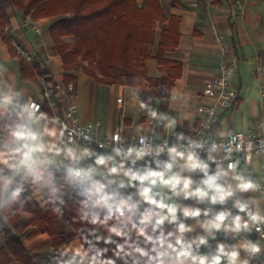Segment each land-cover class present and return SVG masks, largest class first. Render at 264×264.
<instances>
[{
    "label": "crops",
    "instance_id": "0c3cea01",
    "mask_svg": "<svg viewBox=\"0 0 264 264\" xmlns=\"http://www.w3.org/2000/svg\"><path fill=\"white\" fill-rule=\"evenodd\" d=\"M148 0H134V4L145 7ZM164 14V20H155L154 29L156 36L154 43L149 42L147 47L154 46L143 59L146 67V75L136 76L132 82L125 79L115 82H101L91 75L81 71L80 66L70 70L64 67V61L57 51L50 24L58 16H47L34 18L40 31L28 28L25 25L27 15L18 9L7 5V16L9 23L1 25L0 29V96L5 94L15 95L21 101L37 99L45 102L41 80L44 79L54 89V101L56 109L64 112V96L58 90L60 84H66V74L74 76L75 100L79 108V120L90 122L101 120L98 127L100 136H110L122 129L123 137L129 140L131 136L139 133H150L157 139L168 136H189L192 128L204 115V108L211 99L205 94L206 81L217 75L221 64V51L219 43L214 34L216 26L224 34L229 56L237 60V68L230 78V83L237 90L238 99L234 107L223 109L207 132V136L226 137L232 133L256 130L261 120V103L259 92L261 84H264V74L257 72L259 63L264 64V0H158ZM96 32H93V34ZM102 36H109L105 32H98ZM164 34V35H163ZM75 35L66 36L68 42L75 41ZM167 45L164 58L178 62L181 65L180 74L173 78L170 93L161 97L156 94L151 84V79L159 80L161 83L169 79V70L161 69L157 63L156 46L163 40ZM10 41V44L9 42ZM175 43V44H174ZM174 44V45H173ZM23 47L29 51L32 61H28L34 68L37 79L29 78L22 74V58L17 52V47ZM161 85V84H159ZM144 103L148 107L142 108ZM149 109L157 112V118L149 115ZM19 110L15 106L7 109V113ZM167 117V120L161 119ZM169 120H175V125L167 127ZM37 130L46 129L54 135H44V151L27 165L37 174L52 172L55 166H73L75 168H86L92 165L94 157H86L80 161H70L58 152L68 146L73 148H89L80 144H68L58 136V125L42 119L35 125ZM223 133V135H222ZM6 140V132L0 126V144ZM216 163L227 167V159L221 152L214 153ZM151 161V158H145ZM145 162L140 161L137 166ZM211 171H215L216 163L209 160ZM235 173L250 178L258 186L256 191L240 192L225 204H211L208 201L197 202L195 199L178 198L177 203L208 210L209 216L203 214L198 219L203 221L211 218L221 210H229L232 215L239 213L233 206L235 200L246 201L251 211L263 208V200L260 195L263 184L262 159L254 156L250 164L238 161ZM155 165L153 164V167ZM19 171V170H18ZM199 180L201 174L198 172L183 173ZM233 173L224 179V183L235 186L236 181L232 179ZM18 172L14 175L11 184H16L17 189L32 196L33 200L44 206L49 197L43 188L21 189L26 178H18ZM7 177H13L7 175ZM25 178V179H24ZM7 179V178H6ZM64 186V185H63ZM23 188V187H22ZM4 190L3 192H5ZM134 189H126L125 192H133ZM3 192H0L2 194ZM145 205L141 204V210ZM179 219L193 226V231L186 234L191 239L199 235L207 236L208 243L200 247L201 254H214L218 244L236 245L240 251V259L247 260V251L240 245L251 241L262 246V241L255 232V225L250 222V231L239 234L219 231L214 235L205 233L200 225L193 219H185L178 213ZM10 228L15 229L9 219H6ZM83 227L81 235H88L89 229ZM166 230H174L171 224L165 225ZM99 234L108 235L105 230H98ZM0 247L6 245L4 234H0ZM135 239V237H133ZM23 243L34 255V260L39 264H56L55 257L58 250L79 238L55 244L52 236L42 232L36 225L27 227L22 236ZM113 244H104L99 247H107L112 256L111 249L115 242H122L121 238L113 237ZM142 243V241H141ZM15 261L11 257V264ZM249 264V261H248Z\"/></svg>",
    "mask_w": 264,
    "mask_h": 264
},
{
    "label": "clouds",
    "instance_id": "9594fccd",
    "mask_svg": "<svg viewBox=\"0 0 264 264\" xmlns=\"http://www.w3.org/2000/svg\"><path fill=\"white\" fill-rule=\"evenodd\" d=\"M15 103V95L0 96V112ZM141 107L148 106L142 103ZM44 115L36 104L21 106L17 114L18 122L9 127L7 139L0 144V192L6 190L14 179H5V173L18 172L25 167L44 151L45 133L54 135L46 129H36L35 125ZM149 115L153 119L158 116L151 109ZM174 125L175 120H169L166 126ZM184 139L182 134L177 137L178 141ZM112 140L121 142L122 137L114 134ZM10 144L12 147H9ZM139 145L114 147L111 154L71 146L57 149L70 161L94 157L92 165L73 168L69 170V175L86 185L79 191L80 220L96 227L89 229L88 235H81L79 241L70 242L58 250L56 264H248L247 260L240 259L236 245L221 243L214 254H201L199 249L208 243L207 236L187 238L186 234L193 231V226L181 221L178 216L179 213L185 219L196 220L209 235L219 231L239 234L251 230L250 222L264 224V214L258 210L251 211L246 201L235 200L233 206L247 219L240 214L232 215L229 210H221L203 221L198 218L202 214L208 217V210L177 203V199L182 197L223 205L237 190H257L253 180L235 173L236 163H229L226 168L216 163L213 154L223 150V145L213 143L208 149V160L201 159L197 151L204 148V143L199 140L188 139L185 147L178 144L168 146L167 142L153 147L146 142V137L141 136ZM232 150H227L225 159L229 158ZM165 152L168 159L160 160V155ZM146 157H151V161H146ZM209 160L216 163L215 171H211ZM140 161L145 163L138 167ZM185 171L198 172L201 177L198 181L194 180L192 176L184 175ZM230 173H233L235 186L223 182ZM126 189L134 191L126 193ZM141 204L145 205L143 210ZM166 223L173 225L174 230H166ZM99 229L105 230L108 235L99 234ZM113 237L121 238L122 242H115L112 256H108L110 249L98 245L101 241L106 245L113 244ZM240 248L252 254L261 251L259 245L251 241L241 244Z\"/></svg>",
    "mask_w": 264,
    "mask_h": 264
},
{
    "label": "trees",
    "instance_id": "16d2710c",
    "mask_svg": "<svg viewBox=\"0 0 264 264\" xmlns=\"http://www.w3.org/2000/svg\"><path fill=\"white\" fill-rule=\"evenodd\" d=\"M147 2V5L140 9L142 12L137 13L134 0H103V3L90 0H62V2L61 0H0V24L9 23L7 5L34 18L58 16L50 24V30L54 45L64 61V67L70 70L82 62L80 69L86 73L88 66H93L92 63L96 60L89 36L94 35L93 29L97 21H105L104 23L108 25L111 23L112 30L119 32L121 36L117 38L118 40L105 39L104 42L111 48V55L116 59L111 61L109 67H101L99 73L91 71L89 75L101 82H118L123 79L132 82L136 76L146 75L145 65L139 63L136 56L137 52L141 51L137 43L146 35V32L141 34L134 32L135 22L141 20L137 15L145 14L147 21L150 22L163 21L165 18L158 0ZM69 35H75L74 42L65 40ZM94 36L98 42L102 41V36L97 34ZM8 42L10 44V41ZM169 46L171 45L164 43L163 38L159 44L160 52L157 57L159 67L169 70V79L161 83L159 80L154 81L149 78L156 94L161 97L169 95L173 78L177 77L181 70L178 62L164 58L165 49ZM106 52L108 51L101 53L99 61H104L103 54ZM21 58L22 74L37 79L34 68L23 56ZM117 62L124 64L121 67L113 66ZM65 78L67 83L74 76L66 74ZM44 104L48 106L46 99ZM20 110L2 114L0 117V126L6 132V139L9 127L18 122L17 114ZM9 147L12 145L10 144ZM73 168L75 167L55 166L52 172L41 175L26 165L18 171L19 179L27 175L32 188L41 187L45 190L49 200L44 206L36 203L32 196L17 189L14 184L0 194V234H4L6 238V245L0 247V264H11V257L23 264H39L22 239L23 233L30 225H36L42 232L49 233L55 244L81 237L83 227H96L79 218V191L86 185L69 175V170ZM4 178H8L7 175ZM6 219H9L15 229L10 228Z\"/></svg>",
    "mask_w": 264,
    "mask_h": 264
},
{
    "label": "built area",
    "instance_id": "2783aa9c",
    "mask_svg": "<svg viewBox=\"0 0 264 264\" xmlns=\"http://www.w3.org/2000/svg\"><path fill=\"white\" fill-rule=\"evenodd\" d=\"M25 25L28 28L40 31L37 21L31 17H27ZM214 34L221 51V64L219 66L218 74L209 78L205 83L204 91L211 99V102L205 106L203 117L192 128L189 136L183 141H178L177 136H168L163 139H157L150 133L135 134L131 136L129 140H125L122 129L117 130L110 136H100L98 134V127L101 125V120L86 123L79 120V108L75 100V84L73 81L58 86V90L64 96V112H59L56 109L54 89L44 79H42L41 82L43 94L47 100L48 106H45L43 102L34 98L27 101H21L16 98L14 106L21 109V106L24 104L38 105L40 112L45 114L43 119L58 125V136L63 142L91 147L95 153L99 154H111L114 147L126 148L133 144L140 146V137L144 136L146 137V142L153 147L163 145L165 142H167L168 146L178 144L180 147H185L188 139L202 141L204 143V148L198 149L197 151L199 152L201 159L205 160H208V149L213 143L223 145V150L219 152L223 153L225 156L227 150L232 148L233 150L230 153L229 158H227V165L229 163H237L238 161L250 164L254 156H259L262 159L263 176L260 195L264 204V84H261L259 92L261 120L256 130H250L248 132L239 131L226 137L207 136V132L215 123L219 112L223 109L234 107L238 99L237 90L233 88L230 83V78L237 68V60L229 56L224 34L220 32L216 26L214 27ZM17 52L27 61H32V56L27 49L18 46ZM257 72L259 74H264L263 63L258 64ZM6 113L7 110L0 112V117L2 114ZM114 134H119L122 137L121 142H114L112 140ZM237 145H239V149H237ZM159 159H168L167 153H162ZM258 211L261 214H264L263 208ZM254 225L256 235L262 241V246H260L261 251L259 253L252 254L247 251L248 261L249 264H264V224ZM257 228H259L258 231Z\"/></svg>",
    "mask_w": 264,
    "mask_h": 264
},
{
    "label": "rangeland",
    "instance_id": "374dc122",
    "mask_svg": "<svg viewBox=\"0 0 264 264\" xmlns=\"http://www.w3.org/2000/svg\"><path fill=\"white\" fill-rule=\"evenodd\" d=\"M91 2H99V3H103V0H90ZM62 2V0H61ZM137 7V13H141L142 11L140 10L141 8H144V7H141V6H136ZM140 10V11H138ZM141 20H139L138 22L136 21L135 22V27L133 28L134 29V32H139L141 34V32H146V35L144 36L143 40L141 42H138L137 43V47L141 49V51H138L137 52V61L139 63H143V59L144 57L152 50H154V46H151L150 48L147 47V44L149 42L151 43H154V38L156 36V32H155V29H154V22H150V21H147L146 17H145V14H141V15H137ZM27 17H31L34 19V17H32L31 15H27ZM106 18V17H104ZM38 19V18H36ZM146 19V20H145ZM94 20L96 21V17H94ZM104 20V19H103ZM105 21H97L96 25L94 26V29H93V32H96L94 33V35H99V36H102L100 33L98 32H105L106 34H109V36H102V41L101 42H98L97 41V38L93 35V36H89L90 40H91V48L93 49L92 52H94V57H95V61L92 63L93 66L91 65L90 67L88 66V69H87V72L86 74H90V72H97L99 73L100 72V68L101 67H109V65H111V61L112 60H115L116 58H113L112 55H111V48L104 42L105 39H114L116 38V40H118L117 38H119L121 36V34H119V32H114V30H112L111 28V23L110 25L108 24H105L104 23ZM108 29V30H104V29ZM66 40V39H65ZM88 40V38H87ZM67 41V40H66ZM160 44V42H159ZM159 44L156 46L157 50H156V53H155V56L158 57L159 55V52H160V47H159ZM94 45H95V48H94ZM97 47V49H96ZM103 51H108L106 52L105 54H103V56L105 57L104 58V61L103 60H98L99 56L102 55L101 53ZM105 60H109V61H105ZM123 60V58H122ZM119 61V60H117ZM121 61V60H120ZM124 63H119L117 62L116 64H114L113 66H117V67H121L123 66ZM144 64V63H143ZM89 72V73H88ZM16 174V172L14 173H5V175H9V176H13ZM24 178L25 180V184L24 186L21 187V189H29L30 187V184L28 182V178H27V175L25 176L24 175ZM64 184H62L63 186ZM15 187H18L16 186V184L14 185ZM0 240H3V237L1 236L0 237ZM13 264H23L21 263L20 261L16 260L14 261Z\"/></svg>",
    "mask_w": 264,
    "mask_h": 264
}]
</instances>
